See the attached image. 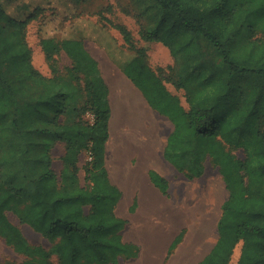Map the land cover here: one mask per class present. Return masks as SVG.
I'll use <instances>...</instances> for the list:
<instances>
[{"label":"trees","instance_id":"trees-1","mask_svg":"<svg viewBox=\"0 0 264 264\" xmlns=\"http://www.w3.org/2000/svg\"><path fill=\"white\" fill-rule=\"evenodd\" d=\"M8 1L12 0H0V21L16 24L22 33L43 10L35 8L17 20L6 11ZM148 2L157 5L158 16L151 29L140 31V37L162 44L178 63V70L166 79L184 92L187 108L150 69L143 50L128 56L103 29L96 39L147 104L173 125L163 158L188 179L204 174L207 159L222 176L228 198L221 206L218 238L196 264H229L239 243L237 264H264V0ZM259 20L262 39L252 40ZM117 29L131 46L129 31ZM40 45L48 58L63 50L72 67L67 78L51 79V89L25 103L36 116L29 125L16 93L0 72V237L27 258L26 264H50L53 254L59 264H119L135 259L140 248L123 241L127 222L115 213L121 194L104 167L111 109L98 64L81 38L56 42L41 36ZM208 47L221 64H213L206 56ZM18 53L26 77L39 86L47 84L32 67L29 49L21 46ZM81 88L87 100L79 107ZM81 113L92 114L93 120L79 118ZM56 139L65 144L61 180L50 167L49 149ZM38 145L43 153L33 159L30 153ZM227 147L241 149L244 159L236 158ZM82 152L92 154L84 186L77 177ZM32 163L38 165L36 175L26 172V164ZM150 179L160 181L162 192L167 190L160 176L152 173ZM8 213L50 242L51 248L29 243L9 221Z\"/></svg>","mask_w":264,"mask_h":264},{"label":"rangeland","instance_id":"rangeland-1","mask_svg":"<svg viewBox=\"0 0 264 264\" xmlns=\"http://www.w3.org/2000/svg\"><path fill=\"white\" fill-rule=\"evenodd\" d=\"M5 8L8 14L13 15L17 20L24 19L35 8L43 9L37 18L28 23L23 33L18 30L16 24L10 23L6 19L0 21V72L8 80L13 91L16 93L19 109L21 112L23 111L27 125L32 124L36 116L32 110L25 108V103L38 97L44 90L51 89L54 85L51 79L58 77L67 78V70L72 67L71 59L63 50L54 53L51 58H48L40 45L41 36L54 39L56 42L63 38H81L85 50L97 62L98 67L105 66L107 77L105 78L101 71L100 73L106 85H108L107 79H109L117 94L123 89L125 93H130L128 88L125 90V86L132 88L131 81L123 74L117 64L111 60L107 51L96 39V36L102 29L113 38L117 46L128 56H133L136 50H143L150 69L160 75L167 89L181 100L185 108L188 107L184 92L178 90L166 79V76L173 75L178 70V63L172 58L169 50L162 44L145 42L140 37L141 30L145 28L151 29L155 25L158 16V7L155 3H149L148 0H12L5 4ZM53 13H55V16H53ZM117 26L129 31L132 42L131 46L124 42ZM261 27L262 22L259 20L256 25V32L251 36L252 40L262 39ZM92 30L93 34L91 33ZM246 42L247 38L245 36L244 43ZM21 46H26L29 49L32 67L48 81L47 84L39 86L26 77L25 63L20 61V53L16 54ZM206 54L213 64H221L212 47L207 48ZM72 83H75V81ZM122 98L117 96L115 100L118 105H122L120 108L121 110L123 109L122 112L127 111L129 114L133 112V116L136 117V111L132 109V106H135V101L130 99L129 102L131 104L126 106L127 101L124 105ZM86 100L85 91L81 88L79 100L77 101L78 106H83ZM136 101L137 103L139 102L136 126L143 128L152 127L153 130L144 129L149 130V133H154L158 137L155 140L158 141L159 145L158 156H160L161 162L169 169V172H162L156 168H147L143 172L144 179L149 183L151 181L150 174L152 173L163 178L166 181L167 190L165 192L159 189L161 187L160 181H151L157 195L165 200L174 199V202L186 209L180 211V219L175 230L160 245V251L157 250L159 254L158 259L154 262L155 264H196L204 258L216 243L218 238L217 222L221 215V206L228 198V191L217 166L210 159H207L204 163V174L201 177L192 179H188L185 173L178 172L169 164L163 158V148L166 144L167 136L173 129L171 122L156 111L149 109L143 99L137 98ZM50 114L51 112H49ZM79 118L91 121L92 114L82 115L81 113L79 114ZM141 119H143L142 122L140 121ZM62 120V122H65L66 118ZM227 149L236 158L244 159V153L241 149L233 147H227ZM42 153V146L38 145L31 151L30 156L33 159H38ZM64 155L65 144L57 139L53 140L49 149L50 167L58 177V180H61L60 178L65 168ZM86 159L87 154L82 152L77 163L79 167L77 177L82 186L86 183ZM136 162L137 158L133 157V165ZM26 168L27 174L36 175L39 172L36 163L26 164ZM182 182L187 184V186L189 185L185 193H180L179 188L183 186ZM116 189L121 194V191L117 187ZM183 194H186L184 198ZM121 196H123V193ZM121 200H123V197H119L115 203L116 215L121 216V218H134L138 207H140L139 198L130 197L124 206L123 213L117 209L118 204L122 202ZM195 203L200 205V208L196 207ZM8 219L21 231L29 243L40 245L45 250L51 248L50 242L41 237L27 224L20 222L14 214L8 213ZM129 225H126L122 231L123 241L136 244L135 238L127 231ZM181 232L180 241L170 248L174 239ZM139 248V255L146 257L147 249H150L149 246L141 243ZM240 249L241 244L239 243L233 251L229 264H237ZM140 256L138 257L140 258ZM26 260L27 258L24 255L17 253L0 237L1 264H26ZM125 262L120 260L119 264H126ZM49 263L59 264L57 256L51 255Z\"/></svg>","mask_w":264,"mask_h":264},{"label":"bare ground","instance_id":"bare-ground-1","mask_svg":"<svg viewBox=\"0 0 264 264\" xmlns=\"http://www.w3.org/2000/svg\"><path fill=\"white\" fill-rule=\"evenodd\" d=\"M125 90H127L126 86ZM126 101H124V105ZM112 114L108 157L110 165L113 166L115 171L113 176L117 178L123 191V200L119 205V211L123 212L124 206L130 197L139 198L140 207L138 214L127 231L133 237L138 238L141 243L149 246L150 249H147L145 258L152 262L158 259L160 245L175 230L180 219V211L186 209L174 202V199V201L161 199L144 179L143 172L147 168L150 169V167L162 172H169V169L161 162L160 156H158L159 145L158 141H155L158 137L141 127L134 128L131 126L128 130H121L124 126L123 116L129 113L121 111L119 116L114 110ZM132 123L129 122V125ZM133 157L137 158L135 165L131 162ZM182 184L183 186L179 188L180 193H185L189 185L187 186L183 182ZM185 196L186 194H183V198ZM195 206L199 207L200 205L195 203ZM145 258L143 257V259Z\"/></svg>","mask_w":264,"mask_h":264},{"label":"crops","instance_id":"crops-1","mask_svg":"<svg viewBox=\"0 0 264 264\" xmlns=\"http://www.w3.org/2000/svg\"><path fill=\"white\" fill-rule=\"evenodd\" d=\"M100 69V71L104 74V76H105V78L107 77V70H106V68H105V66L103 65L101 68H99ZM107 81H108V85H107V87H108V90H109V95H108V99H109V104H110V109H111V116H110V119H109V122L110 123H108V134H109V137H108V141H106V143H105V146H104V167H105V169H106V171H107V175H108V178H109V180H110V182L114 185V186H116L120 191H121V194L123 193V191H122V189H121V187L119 186V183H118V181H117V178H115L113 175H114V168H113V166H111L110 165V160H109V157H108V144H109V140H110V134H111V122H112V118H113V111L115 110L116 111V113H117V115H119L120 116V113H121V111L123 110H121L120 108H121V106L122 105H118L117 104V102L115 101L116 100V97L117 96H120V97H123V102L122 103H124V101L125 100H127V103H129L128 101H130V99L131 100H134L135 101V106H132V109H135V111H136V117H137V114H138V112H137V108H138V106H139V102L137 103V98L138 99H143L144 100V103L149 107V109H151L152 111H153V109L147 104V102H146V100L144 99V97H143V95H142V93L133 85V83H132V88H129L128 86L126 87V88H128L129 90H130V93H125L124 92V89L123 90H121V92L119 93L118 92V94H117V92H116V90H115V88H114V86L111 84V82H110V80L109 79H107ZM129 104H131V103H129ZM141 105V104H140ZM118 111H119V113H118ZM155 111V110H154ZM158 113V112H157ZM159 114V113H158ZM136 117H134L133 116V112L131 113V114H124V116H123V118L125 119H123V127H122V129L121 130H128L129 129V127H134V128H137V126H136ZM164 117V116H163ZM128 118V119H127ZM135 118V119H134ZM166 118V117H165ZM167 119V118H166ZM168 120V119H167ZM128 121V122H127ZM132 121H134L133 123H132ZM141 122L143 121V119H141L140 120ZM169 121V120H168ZM129 122L130 123H132V124H130L129 125ZM126 124V125H125ZM127 125H128V127H127ZM173 126V125H172ZM127 128V129H126ZM141 128H143V127H141ZM144 128H148V129H152V127L150 126V127H144ZM153 130V129H152ZM173 130V129H172ZM171 133V132H170ZM168 137V136H167ZM166 141H167V139H166ZM166 145V144H165ZM132 162V161H131ZM130 162V163H131ZM147 183V182H146ZM148 184V186L153 190V191H155L154 189V187H153V184L151 183V181L149 182V183H147ZM121 197H123V196H121ZM134 198V197H133ZM122 201V200H121ZM119 205H120V203L118 204V206H117V209L119 210ZM138 209H139V207H138ZM121 212V211H120ZM124 212V211H123ZM123 212H121V213H123ZM137 214H138V210H137V212H136V214H135V217L137 216ZM121 217V216H120ZM135 217L134 218H132V219H129V218H127V217H123V219H125L126 220V222H127V226L129 225V227L134 223V219H135ZM128 227V228H129ZM127 228V229H128ZM135 238V237H134ZM135 240H136V245H138V247H139V245L141 244V242L139 241V239L138 238H135ZM217 241V240H216ZM133 243V242H132ZM140 256V255H139ZM143 257L145 258V256H143V255H141L140 256V258L139 257H137V258H135V259H130V260H128V261H126L125 263L126 264H155V262L154 261H156V260H154V261H152V262H149L146 258L145 259H143ZM133 261H135V262H133ZM144 261V262H143Z\"/></svg>","mask_w":264,"mask_h":264},{"label":"built area","instance_id":"built-area-1","mask_svg":"<svg viewBox=\"0 0 264 264\" xmlns=\"http://www.w3.org/2000/svg\"><path fill=\"white\" fill-rule=\"evenodd\" d=\"M93 120V119H92ZM91 120V121H92ZM88 162H90L92 160V154L91 152L87 153V159H86Z\"/></svg>","mask_w":264,"mask_h":264}]
</instances>
